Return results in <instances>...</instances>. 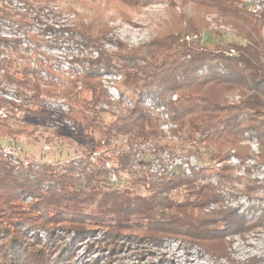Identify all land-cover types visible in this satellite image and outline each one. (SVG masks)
I'll return each instance as SVG.
<instances>
[{"label":"rangeland","instance_id":"374dc122","mask_svg":"<svg viewBox=\"0 0 264 264\" xmlns=\"http://www.w3.org/2000/svg\"><path fill=\"white\" fill-rule=\"evenodd\" d=\"M0 8L7 11L0 22V112L11 110L14 116L11 123L26 131L31 128L21 123L27 115L25 108L34 109L39 103L48 112L45 126L50 132L77 134V128L65 117L72 108L59 90H65L73 82H77V91L84 90L81 76L84 69L101 56L118 53L120 47L145 52L151 49L153 42L174 33L178 35L175 47L167 53L162 51L163 54L174 55L173 59L176 55L188 62L192 54L206 52L210 55L207 62L220 69L223 65L213 58L236 59L242 49L251 44L264 53V0H141L140 3L135 0H0ZM80 24L93 30L101 40L93 43L85 39L79 31ZM104 27L105 31L101 32ZM208 67L205 64L197 73H205ZM24 68L31 71L30 76L42 81L41 94L9 81V73L14 75ZM111 70L98 72L108 95V102L100 108L107 112L106 116H125L134 105L133 98L120 92L122 73ZM113 88L120 95L119 100L110 93ZM82 92L83 98H90L87 91ZM208 95L229 105L239 104L242 98L236 90L229 92L217 85H211ZM177 98L178 95H174L167 100L153 94L143 98V107L160 123L164 136L161 142L165 147L157 150L147 141L143 147L134 146L131 151L126 148L127 168L117 171L116 164L108 161L106 167L113 171L107 180L113 189L143 198L150 196L153 183L172 180L179 176L177 173L184 175L181 177L199 173L197 209L177 210L174 204L190 197L180 188L167 197H160L168 198L169 204L173 200L170 208L150 211L148 216H160L155 218L158 222L164 220L160 226L136 217L128 225L130 228L100 227L85 235L55 226L32 229L29 239L21 245L22 253L13 255L7 249L12 245L10 237L0 233V249L4 246L8 252V255H0V264H40V253L43 258L48 257L47 264H264V163L260 159L257 132L246 131L236 148L222 153L227 159L217 163L212 160L215 148L204 140L175 133L178 125L174 122L176 129L162 130L163 121L167 120L163 117L162 121L155 114L156 108L161 106L154 104L160 102L167 107L171 117L170 99L176 101ZM147 100L152 101L153 110L145 104ZM17 139L0 137V154L11 158L9 161L14 166H19L17 161H21L25 165L33 163L38 169V165L47 162L56 172L64 174L70 165L79 168V159L84 156L77 143L33 141L24 134ZM113 142V156H121V138ZM11 148V154L5 152ZM92 155L95 164L102 153L96 150ZM175 165L182 169L172 170ZM91 168L92 164L89 171ZM75 172L70 177L84 178ZM86 189L91 192L90 188ZM201 190L205 192L207 205L200 202ZM21 200L25 205L33 203L31 196L21 195ZM177 213L183 221L190 217L198 225L206 224L209 234L216 226L229 224L225 225L230 229L228 237L217 244L208 242L217 250L216 255L207 251L196 237L182 236L185 227L169 223L174 220L170 216L177 217ZM235 216L242 218L243 225L231 222ZM149 226L154 228L148 229ZM177 228H182L181 232H177ZM225 251L229 259L223 255ZM37 252L40 253L37 255Z\"/></svg>","mask_w":264,"mask_h":264},{"label":"trees","instance_id":"16d2710c","mask_svg":"<svg viewBox=\"0 0 264 264\" xmlns=\"http://www.w3.org/2000/svg\"><path fill=\"white\" fill-rule=\"evenodd\" d=\"M135 1L141 2V0ZM6 13V10L0 8V22L7 16ZM79 26L80 33L88 41L95 43L101 40L89 27L81 24ZM100 31H105V27ZM177 36L170 33L163 40L153 42L149 47L151 49L145 52L120 47L118 53L101 56L84 69L81 74L85 84L84 90H76L77 82H73L63 91L59 90L66 96L72 108L71 113L65 117L71 120L74 128H77V134L67 131L50 132L45 126L48 112L44 111L39 103L34 106V109L25 108L28 109L27 115L21 123L31 128L30 131L11 123L10 119L14 117L13 114L11 115V110L6 111V118L0 117V137H8L16 141L20 135L24 134L31 137L33 141L38 139L40 142L62 145L77 143L84 154L79 159V168L70 165L64 174L56 172L52 164L47 162L38 165V169L33 163L25 165L21 161H17L19 166H14L9 161L12 160L11 158L0 154V233H6V237H10L12 245L7 249H10L12 255L17 252L22 253L21 245L29 239L28 234L32 229L55 226L75 230L79 235H85L100 227L130 228L128 225L133 223L136 217L145 218L152 225L158 223L160 226L165 223L164 220L158 222L156 219L160 216H148L150 211L170 208L169 205L174 203L173 200H170L169 204L168 198L160 199V197L162 195L167 197L170 192L180 188H184L190 197L183 202H176L174 205H177V210L197 209L199 173H194L191 177H181L184 176L182 173L176 174L174 171L173 173L180 177L151 184L150 196L143 198L117 191L107 180L113 171V168L106 167L108 161L116 164L117 171L127 168L126 148L131 151L134 146L143 147V144L148 141L157 150L164 149L165 144L161 142L164 136L160 130V123L143 107V98L151 94L164 99L178 95L176 101L170 99L171 117L178 125L175 133L181 132L186 138H200L213 146L216 153L212 160L217 163L226 160L227 156H224L225 153L222 154L225 149L236 148L241 136L250 130L257 132L260 159L264 163L263 51L251 44L242 49V54L236 59L221 56L213 58L217 60L216 63L223 65L220 69L207 62L210 55L205 54L206 52L192 54L193 57L188 62L176 55L173 59L174 55L163 54L162 51L167 53L175 47ZM205 64H208V70L199 75L198 70ZM111 69L122 73L120 92L133 98L134 105L125 116L111 114L106 116L107 112L100 108L103 103L108 102V95L103 89L98 72L104 70L109 73ZM30 72L26 68L19 69L13 73L14 75L9 73L8 79L18 87L39 95L42 92V81L39 77L30 76ZM211 85H217L229 92L236 90L242 97L241 102L229 105L220 100L210 99L208 89ZM82 91H87L90 98H83ZM1 104L2 99H0ZM119 137L123 146L120 147L122 148L121 156L116 157L113 156L115 150L112 144ZM115 149L118 147L116 146ZM96 150L102 155L93 164L92 154ZM91 164L92 168L89 171L88 167ZM73 171H77L75 173L81 174L80 176L84 178L73 179L70 177L73 176ZM86 188H90L91 192H86ZM21 195L26 198L31 196L33 203L25 205ZM201 195V201H199L202 205H207L205 192L202 190L199 197ZM180 211L177 212L180 214ZM179 214L177 217L170 216L174 217V220L169 223L176 224L177 227H185L186 231L182 236L196 237L197 242L204 243L206 250L216 255L217 250L208 242L217 244L216 242L228 237L230 229H227L225 225L229 224H220L209 234L205 229L206 224L198 225L195 219L190 217H187L185 222L178 218ZM231 222L243 225L241 217H232ZM85 225L93 227L86 228ZM153 228L154 226L148 227V229ZM167 230L171 231V228L168 227ZM181 230L182 228H177V232ZM28 243L26 245H29ZM0 255H8L4 246L0 249ZM223 255L230 258L226 251ZM39 257H41L40 264L48 263V257L43 258L41 253Z\"/></svg>","mask_w":264,"mask_h":264},{"label":"built area","instance_id":"2783aa9c","mask_svg":"<svg viewBox=\"0 0 264 264\" xmlns=\"http://www.w3.org/2000/svg\"><path fill=\"white\" fill-rule=\"evenodd\" d=\"M116 78V77H115ZM116 89H110V93L115 97V99H120V95L118 94V92L117 91H115ZM158 104H154V106H161V107H157L156 108V113L155 114H157L158 116H160L161 117V119H162V121L164 120L163 119V117H165V119L167 120V121H169V122H167V121H163V125H162V130H164V131H167V132H169V131H172V130H174V129H176L177 128V126L173 123V121H172V119H171V117H170V113H169V110H168V108L167 107H165V106H162V104L160 103V102H157ZM160 103V104H159ZM145 104L148 106V107H150L152 110L154 109L153 108V104H152V101L151 100H147L146 102H145ZM132 105V104H131ZM0 117L2 118L3 117V119L4 118H6V113L5 112H0ZM5 152L6 153H8V154H11L12 152H13V148H11V149H9V150H6L5 149ZM177 165V164H176ZM174 166V168H172V170L173 169H177V168H179V166ZM180 169V168H179ZM182 169V168H181ZM180 169V170H181ZM174 170V171H175ZM184 171H186V172H188L187 174L188 175H190L189 174V170H184Z\"/></svg>","mask_w":264,"mask_h":264}]
</instances>
